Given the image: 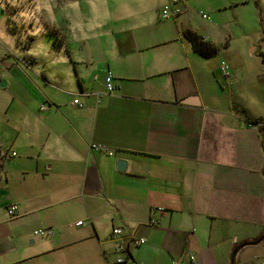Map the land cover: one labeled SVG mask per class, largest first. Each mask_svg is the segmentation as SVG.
I'll list each match as a JSON object with an SVG mask.
<instances>
[{"label":"crops","instance_id":"1","mask_svg":"<svg viewBox=\"0 0 264 264\" xmlns=\"http://www.w3.org/2000/svg\"><path fill=\"white\" fill-rule=\"evenodd\" d=\"M56 1L34 4L41 50L0 56V264H110L115 227L147 239L128 246L139 264H230L264 233L257 45L195 28L182 0L166 20L170 0ZM186 30L217 52L200 55Z\"/></svg>","mask_w":264,"mask_h":264},{"label":"rangeland","instance_id":"2","mask_svg":"<svg viewBox=\"0 0 264 264\" xmlns=\"http://www.w3.org/2000/svg\"><path fill=\"white\" fill-rule=\"evenodd\" d=\"M181 3L188 7L185 15L190 18L195 28L202 30L211 27L218 36L228 38L236 45L241 43L257 45L255 54H251V49L247 50V54L251 58H258L264 66V0H247L246 4L238 6L219 4L214 0H182ZM34 4L58 3L56 0H0V56L8 50L43 48L46 37L36 32L33 22H36L37 12ZM166 5H169V2ZM202 13L208 15L210 19L203 18ZM33 27L35 35L39 36L29 41ZM26 30H30L31 34H25ZM17 39H21L23 43L20 41V44ZM0 68L2 72L3 62ZM3 88L0 85V92ZM261 259H264V239L259 244L246 246L239 254L237 262L259 264ZM96 261L97 258H93L91 262L96 264Z\"/></svg>","mask_w":264,"mask_h":264},{"label":"built area","instance_id":"3","mask_svg":"<svg viewBox=\"0 0 264 264\" xmlns=\"http://www.w3.org/2000/svg\"><path fill=\"white\" fill-rule=\"evenodd\" d=\"M179 0H170L169 5H166L162 11H161V19L166 20L170 18H174L179 14V10L177 8H174L173 5L177 4ZM203 18H209L206 14L202 13ZM1 66V62H0ZM220 69L222 71V74L225 77H230L231 73L229 70V66L225 62L220 63ZM0 73H1V68H0ZM114 75L111 71L107 70L105 74V87H106V92L111 93L113 90L116 88L114 83H113ZM74 104H79V100L75 99ZM41 109H45V106L42 105ZM263 127V135H262V140H263V146H264V122L261 123ZM92 150L98 151V152H104L107 154H112L110 149L104 146L100 145H92L91 146ZM12 155H15V153H12ZM6 157V153L0 150V166L3 162V159ZM17 211V205L16 204H11L7 208L8 215L10 217L14 216ZM164 208L162 207H155L151 209V217L149 219V224L150 225H155L156 219L153 218V215L155 213H160L162 214L164 212ZM77 225H84L83 221H78ZM35 235L41 236V237H51L53 235V231L50 228L47 229H38L34 232ZM111 236L115 240L116 244L114 246V260L110 262V264H139L136 261H134L128 254V246L130 243H133L136 246H141L147 243V239L145 237H135V236H128L124 229L122 227H115L112 229ZM191 260H194V256H190ZM259 264H264V259H261Z\"/></svg>","mask_w":264,"mask_h":264},{"label":"trees","instance_id":"4","mask_svg":"<svg viewBox=\"0 0 264 264\" xmlns=\"http://www.w3.org/2000/svg\"><path fill=\"white\" fill-rule=\"evenodd\" d=\"M184 36L188 38L193 44L194 50L197 51L200 55L205 57H210L217 52V48L209 45L201 39L197 34L190 30L183 32Z\"/></svg>","mask_w":264,"mask_h":264},{"label":"water","instance_id":"5","mask_svg":"<svg viewBox=\"0 0 264 264\" xmlns=\"http://www.w3.org/2000/svg\"><path fill=\"white\" fill-rule=\"evenodd\" d=\"M0 85H1L2 87H4V86L6 85V82L3 80V81L0 83ZM125 165H126L125 160L120 159V160L117 161V168H118L119 170H123L124 167H125ZM263 239H264V233H263L261 236H259L256 240L246 241V242H241V243L237 244V245L234 247V249H233V251H232V253H231V255H230V264H236L237 256H238L239 252H240L244 247L249 246V245H256V244H259V243H261V242L263 241Z\"/></svg>","mask_w":264,"mask_h":264}]
</instances>
